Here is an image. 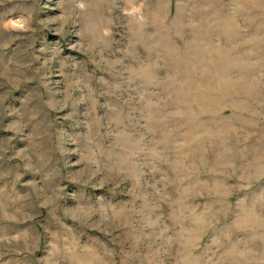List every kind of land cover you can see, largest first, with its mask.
Here are the masks:
<instances>
[{
	"label": "rangeland",
	"instance_id": "obj_1",
	"mask_svg": "<svg viewBox=\"0 0 264 264\" xmlns=\"http://www.w3.org/2000/svg\"><path fill=\"white\" fill-rule=\"evenodd\" d=\"M0 264H264V0H0Z\"/></svg>",
	"mask_w": 264,
	"mask_h": 264
}]
</instances>
